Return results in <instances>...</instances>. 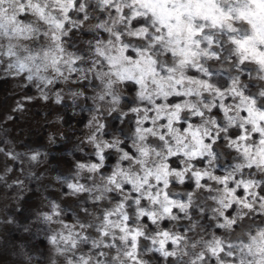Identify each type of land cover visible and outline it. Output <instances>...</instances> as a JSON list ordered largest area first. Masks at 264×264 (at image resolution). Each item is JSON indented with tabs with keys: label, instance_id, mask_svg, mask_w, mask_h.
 <instances>
[{
	"label": "snow or ice",
	"instance_id": "1",
	"mask_svg": "<svg viewBox=\"0 0 264 264\" xmlns=\"http://www.w3.org/2000/svg\"><path fill=\"white\" fill-rule=\"evenodd\" d=\"M0 77L90 114L23 264H264V0H0Z\"/></svg>",
	"mask_w": 264,
	"mask_h": 264
},
{
	"label": "rangeland",
	"instance_id": "2",
	"mask_svg": "<svg viewBox=\"0 0 264 264\" xmlns=\"http://www.w3.org/2000/svg\"><path fill=\"white\" fill-rule=\"evenodd\" d=\"M23 92L37 99L23 113L13 112L14 103ZM38 96L35 88L22 89L19 79L0 77V145L5 149L15 148L17 152L38 148L43 161L38 171L47 170L41 180L36 181L28 174L29 167L37 170L34 165L25 162L24 171L20 172L21 165L0 156L2 164L13 168L11 173L5 174L7 183L0 185V264H23L25 253L32 245L43 249L46 239L43 232L32 227L31 218L43 208L42 197L59 198L56 176L66 175L71 162L84 155L79 149L85 146L79 141L89 131L85 125L90 119L84 100H76L74 104L65 95L64 101L56 104L54 97L45 102ZM9 116L12 119H8ZM17 177L24 181L23 195L20 187L12 185ZM6 217L14 222L6 224Z\"/></svg>",
	"mask_w": 264,
	"mask_h": 264
}]
</instances>
